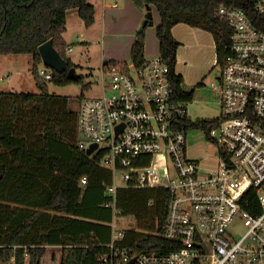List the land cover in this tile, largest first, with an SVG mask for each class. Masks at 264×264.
<instances>
[{
  "label": "built area",
  "instance_id": "1",
  "mask_svg": "<svg viewBox=\"0 0 264 264\" xmlns=\"http://www.w3.org/2000/svg\"><path fill=\"white\" fill-rule=\"evenodd\" d=\"M256 15L236 6L218 14L232 28L212 90L221 114L212 126L191 125L188 101H177L160 53L140 65L101 67V95L79 108L81 150L93 144L112 172L105 207L121 213L122 187L167 188L171 195L159 244L140 247L113 228L100 264H264V0ZM45 65V64H44ZM45 79L51 68H39ZM202 129L216 158L188 156L187 132ZM91 154V155H92ZM87 176L81 178L86 184ZM115 226V225H114ZM242 228V229H241Z\"/></svg>",
  "mask_w": 264,
  "mask_h": 264
},
{
  "label": "trees",
  "instance_id": "2",
  "mask_svg": "<svg viewBox=\"0 0 264 264\" xmlns=\"http://www.w3.org/2000/svg\"><path fill=\"white\" fill-rule=\"evenodd\" d=\"M132 1L147 13L152 5L159 12V53L170 67L177 101H192L196 87L187 88L184 76L177 73L181 42L173 27L185 22L210 31L217 60L223 65L230 56L226 46L232 28L218 14L219 8L241 7L252 18L257 13V0ZM69 9H77L86 26L95 22V7L88 0H0V55L32 54V73L39 89H0V264H49L44 259L48 245L61 247L57 264H100L99 256L110 239L111 230L103 221L113 211L104 206L112 172L100 163L101 153L88 155L80 149L79 110L70 107V97L49 90V82L79 83L83 89L92 85L83 74L78 79L68 76L70 67H78L67 55L71 44L64 37ZM147 26L137 31L132 45L131 62L136 65L146 58ZM48 39L65 58L67 69H51L52 77L45 79L39 74V45ZM213 123L191 121L204 128ZM83 176L88 178L86 184L81 183ZM170 195L162 187L118 190L120 212L138 222V232L127 231L132 243L150 247L163 241L155 232L162 230Z\"/></svg>",
  "mask_w": 264,
  "mask_h": 264
},
{
  "label": "rangeland",
  "instance_id": "3",
  "mask_svg": "<svg viewBox=\"0 0 264 264\" xmlns=\"http://www.w3.org/2000/svg\"><path fill=\"white\" fill-rule=\"evenodd\" d=\"M156 15H158V10L153 11V17ZM148 25L147 27L149 28H155V24ZM191 29L195 30L196 28ZM200 29L201 33L205 35L204 38L197 35L198 31H194L190 38L195 43L193 48L196 52L195 57L188 59L186 63L183 62L177 65L178 73L186 76L184 81L186 87H196L193 100L188 102V116L192 120L217 118L221 114L219 98L212 90V85L213 83H217V77L220 72V65L217 63L215 55L214 37L210 31L203 28ZM77 31L78 29L75 27L71 30V33H68V38H71L69 42L71 43L72 51L67 50V55L78 64L76 68L77 72L84 75V81L92 82L91 87L83 89L82 84L79 83L57 85L49 82V90L51 92L70 97V107L74 110H79L81 101L84 98L98 96L104 91H109L107 88L103 89L100 77L101 67L104 64L102 57L103 50L110 52L117 49L121 53L126 52L124 45L119 47H113L110 43L104 45L99 42V39L93 41L89 46L82 44L78 42V37L75 35ZM97 34L98 31H96ZM158 53V47L154 46L150 48L147 55L149 58ZM126 60L131 62V55H128ZM32 66L33 56L30 53L0 56V89L17 92H38L39 89L32 73ZM43 66L45 65L42 61L39 63V68ZM197 71L202 73L201 76L196 74ZM187 140L188 156L190 158L207 159L209 161L216 158L217 147L208 142L206 134L202 129L196 127L189 129ZM103 223L111 231L113 228L139 231L137 219L132 215H123L122 213L111 211L110 218L103 221ZM60 250V247H49L45 253V261L49 264H57Z\"/></svg>",
  "mask_w": 264,
  "mask_h": 264
},
{
  "label": "crops",
  "instance_id": "4",
  "mask_svg": "<svg viewBox=\"0 0 264 264\" xmlns=\"http://www.w3.org/2000/svg\"><path fill=\"white\" fill-rule=\"evenodd\" d=\"M88 1L95 7V22L91 26H86L77 9H69L67 12L66 30L64 32L66 41H70L69 39L71 38H68V33H71V30L76 27L78 31L75 35H77L78 37V42L82 44H86L89 46L93 43V41L99 39V42L103 43L104 45L106 43H110L113 47H119L123 45L126 47L125 53H121L120 50L117 49L110 52H105L103 50L102 57L104 63L109 60L127 61L126 59L128 58V55H131V49L136 39L137 31L141 28V26H143V23L147 17V11L136 6L132 0ZM151 10L155 12L157 8L152 5ZM153 18V24H155V28L153 29L152 27H147L146 29L145 57H148L147 53H149L150 48L154 46L158 47L159 52V41L156 34V26L160 22L159 12L158 15L154 16ZM186 24L185 22H179L173 27L174 36L181 42L177 54L179 61L177 62V65L183 62L186 63L188 59L195 57L196 52L193 50L195 43L190 40L194 31H198L197 35H199L200 37H205V35L201 33L200 27L191 25L189 27V25ZM191 28L196 29L194 30ZM96 31H98L97 35ZM214 47L216 51L215 41ZM68 51H72L71 46L68 48ZM215 55L217 57V53H215ZM196 74L198 76H201L202 73L200 71H197ZM182 75L185 79L186 76L184 74ZM49 247L60 246L48 245V248Z\"/></svg>",
  "mask_w": 264,
  "mask_h": 264
},
{
  "label": "water",
  "instance_id": "5",
  "mask_svg": "<svg viewBox=\"0 0 264 264\" xmlns=\"http://www.w3.org/2000/svg\"><path fill=\"white\" fill-rule=\"evenodd\" d=\"M153 11L149 10L147 17L143 23V25L153 24ZM39 52L42 57L43 63L50 67L51 69H55L57 71H63L67 69V64L65 58L60 54L57 48L53 44L52 39H48L39 45ZM68 76L73 79H78L80 77V73L77 72L75 66H72L68 70ZM97 147V143H93L87 150L86 153L91 155L95 148Z\"/></svg>",
  "mask_w": 264,
  "mask_h": 264
}]
</instances>
